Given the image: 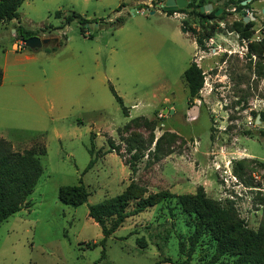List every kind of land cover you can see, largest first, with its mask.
Returning a JSON list of instances; mask_svg holds the SVG:
<instances>
[{"label":"rangeland","instance_id":"1","mask_svg":"<svg viewBox=\"0 0 264 264\" xmlns=\"http://www.w3.org/2000/svg\"><path fill=\"white\" fill-rule=\"evenodd\" d=\"M165 1L25 0L18 19L0 24V138L15 152L45 148L38 156L42 175L27 198L31 206L0 224V264H233L227 255L211 263L215 242L209 235L189 247L194 216L183 211L178 197L198 191L231 206L247 229H259L264 0L243 10L205 0L204 7L221 10L206 26L188 9L167 16L160 7ZM71 13L88 20L85 35L76 21L64 23ZM250 22L251 35L241 38ZM214 24L199 49L189 29L203 33ZM19 26L43 46L25 48ZM192 62L204 75L195 98L183 79ZM160 138L161 157L155 160ZM130 145L139 147L135 172ZM79 181L86 203L62 204L59 188ZM131 182L135 198L164 192L173 197L127 217L102 247L88 208Z\"/></svg>","mask_w":264,"mask_h":264},{"label":"trees","instance_id":"2","mask_svg":"<svg viewBox=\"0 0 264 264\" xmlns=\"http://www.w3.org/2000/svg\"><path fill=\"white\" fill-rule=\"evenodd\" d=\"M25 0H0V24L18 19V8ZM225 6H232L235 10H243L250 8V4L259 0H250V3L242 5L247 0H225ZM205 0H191L187 3L185 9H174L164 11L167 16L174 13H186L188 9L189 15H194L203 25L215 19V13L218 9H214L207 13L201 11L205 5ZM223 14L220 16L222 17ZM56 18L61 17V12L55 13ZM76 21L80 25L82 35H85L84 25L88 20L81 15L71 13L64 18V23L69 24ZM117 25L122 23V18H117ZM254 26L252 22L246 25V29L240 33L241 38L251 35L250 29ZM49 28V27H48ZM216 25H211L209 31L198 33L194 29H189L194 37V42L199 49H204V42L211 39ZM21 31L24 38L35 36L31 31L17 27V31ZM260 47L264 48V28L262 29V38ZM55 49L52 48V51ZM35 51V50H30ZM2 70L0 69V84L2 82ZM183 79L188 89L190 98H195L203 87L204 75L202 70L192 62L183 72ZM111 93L116 102L121 107L123 115L127 117L126 108L122 99L111 88ZM264 119V115H262ZM264 136V132L262 133ZM160 142L157 140L155 150L152 156L155 160L160 159ZM111 150L116 147L109 141ZM139 147L130 145L129 152L134 151L131 155L129 165L131 170L135 172L134 163L139 160ZM45 154V148L36 149L34 147L22 152L12 150L11 144L0 138V224L6 221L10 216L21 211L24 207L29 208L31 204L27 202V198L33 192L37 181L42 175V167L38 156ZM92 154V150H90ZM91 159L87 169L94 164ZM137 186L131 182L125 190L112 198L106 199L98 204L89 206L88 216L99 226L103 236L100 245L104 247L106 239L120 228L124 220L133 215L143 212L146 208L156 205L162 198L173 197V195L164 192L147 198H135L133 193ZM88 193L85 186L79 181L74 186H62L58 190V200L69 206H79L86 203ZM134 200V208L127 211L130 201ZM178 202L186 213L194 216V231L188 238L189 247L194 248L198 240L203 235H209L215 242L214 255L211 263L217 261L222 256H231L234 258L233 264H264V221L257 231L247 229L242 221L235 218L233 209L229 205H221L218 202L207 198L202 191H198L195 195H181ZM95 246V244L93 245ZM104 249L102 250V255Z\"/></svg>","mask_w":264,"mask_h":264},{"label":"water","instance_id":"3","mask_svg":"<svg viewBox=\"0 0 264 264\" xmlns=\"http://www.w3.org/2000/svg\"><path fill=\"white\" fill-rule=\"evenodd\" d=\"M247 3H250V0L244 1L241 4L245 5ZM187 5V2L184 0H166L165 3L163 5H161V9L163 11H169V10H174V9H184V7ZM201 11H206L209 12L211 11V6L207 5L206 7H203L201 9ZM221 10H217L215 15H218L220 13ZM262 13H264V8L262 9ZM153 14V12L151 13ZM253 19V18H252ZM17 35L19 37V41L20 43L27 49L29 50H35V49H39L43 46V44L45 43V41H42L39 37L37 36H33V37H29V38H24L21 35V31L18 30L17 31Z\"/></svg>","mask_w":264,"mask_h":264},{"label":"crops","instance_id":"4","mask_svg":"<svg viewBox=\"0 0 264 264\" xmlns=\"http://www.w3.org/2000/svg\"><path fill=\"white\" fill-rule=\"evenodd\" d=\"M184 1H186V0H184ZM187 2V1H186ZM264 6H262L261 8H263ZM12 21H14V20H11V21H9V22H12ZM2 139V138H1Z\"/></svg>","mask_w":264,"mask_h":264}]
</instances>
